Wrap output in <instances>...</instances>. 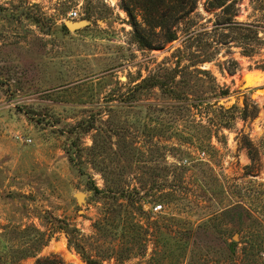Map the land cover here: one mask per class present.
I'll use <instances>...</instances> for the list:
<instances>
[{
    "label": "rangeland",
    "instance_id": "rangeland-1",
    "mask_svg": "<svg viewBox=\"0 0 264 264\" xmlns=\"http://www.w3.org/2000/svg\"><path fill=\"white\" fill-rule=\"evenodd\" d=\"M52 217L103 264H264V0H0V264H87Z\"/></svg>",
    "mask_w": 264,
    "mask_h": 264
},
{
    "label": "trees",
    "instance_id": "trees-1",
    "mask_svg": "<svg viewBox=\"0 0 264 264\" xmlns=\"http://www.w3.org/2000/svg\"><path fill=\"white\" fill-rule=\"evenodd\" d=\"M128 14L133 19V27L135 28V41L142 47L153 48V44L146 38V36L140 30V25L137 22V18L134 15V13L132 11L128 10ZM149 26H151L150 23H149ZM63 29L66 30V27L64 26ZM167 31H168L167 41H174L177 39L176 32H170L168 29H167ZM226 94H228L227 91H224L223 95H226ZM95 190L98 193L100 192V191H98V189H95ZM118 192L120 193V195L124 194V190H120ZM117 218L120 219L121 216L119 215ZM49 223L53 226V228L55 230L63 231L69 237V239H68L69 246L74 248L76 253L82 257V259L85 261V263H87V264H103L102 261L94 259L92 256H90L88 254V252L86 251V249L84 248V246L79 244L77 241H75L73 239L72 236L74 234L79 233L78 229L70 228V226L67 222H65L59 218H55V217H52ZM40 234L42 235V233H40ZM43 236H45V235L43 234ZM50 238H51V236H48V238L45 239L46 240L45 245L49 241ZM37 264H61V263H58V262H55L53 260L46 258V259L38 260Z\"/></svg>",
    "mask_w": 264,
    "mask_h": 264
},
{
    "label": "water",
    "instance_id": "water-1",
    "mask_svg": "<svg viewBox=\"0 0 264 264\" xmlns=\"http://www.w3.org/2000/svg\"><path fill=\"white\" fill-rule=\"evenodd\" d=\"M88 25L86 21H65V27L69 31L76 32L82 28H85ZM82 194L77 195V199L81 201L83 199Z\"/></svg>",
    "mask_w": 264,
    "mask_h": 264
},
{
    "label": "built area",
    "instance_id": "built-area-1",
    "mask_svg": "<svg viewBox=\"0 0 264 264\" xmlns=\"http://www.w3.org/2000/svg\"><path fill=\"white\" fill-rule=\"evenodd\" d=\"M73 15H72V19H75V18H77V16H78V13H77V11H75L74 13H72ZM162 208H163V206H161V205H158V206H156L155 207V212H160L161 210H162Z\"/></svg>",
    "mask_w": 264,
    "mask_h": 264
}]
</instances>
